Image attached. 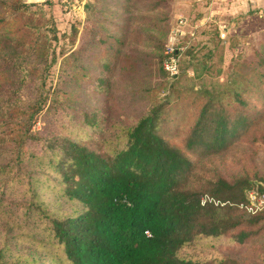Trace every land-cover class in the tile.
Instances as JSON below:
<instances>
[{
	"label": "trees",
	"instance_id": "trees-1",
	"mask_svg": "<svg viewBox=\"0 0 264 264\" xmlns=\"http://www.w3.org/2000/svg\"><path fill=\"white\" fill-rule=\"evenodd\" d=\"M168 1L91 2L51 104L55 31L0 0V264H261L264 210L240 205L251 180L264 191V43L225 86H183L163 64ZM186 54L203 77L212 52ZM244 143L237 167L215 160Z\"/></svg>",
	"mask_w": 264,
	"mask_h": 264
},
{
	"label": "rangeland",
	"instance_id": "rangeland-1",
	"mask_svg": "<svg viewBox=\"0 0 264 264\" xmlns=\"http://www.w3.org/2000/svg\"><path fill=\"white\" fill-rule=\"evenodd\" d=\"M93 1L46 0L42 4L27 3V0H24L26 4H34L30 10L36 14L37 18L41 16L42 22L46 27L53 28L57 37L52 42V47L55 50V55L59 57V61L51 68L45 88L46 91L50 90L49 103L51 104L55 102L53 99L54 91L61 73L60 62L62 58L76 51L81 42L90 36L94 27L93 10L90 9L91 7L87 8ZM166 11L170 15V20L168 22L169 33L163 46V64L166 59L176 57L177 52H180L176 58L179 63V79L183 86L194 85L195 89H199L201 86H206L209 89H213L215 86H225L234 71L232 62L240 60L241 56L242 60H250L256 57L259 48L264 43V36L262 35L264 31V7L262 8L259 3L250 0L244 2L237 0H169ZM75 29L77 36L75 42L72 43L71 37ZM155 33L157 32L155 31ZM187 50H192L198 59H203V56L209 51L212 52V57L205 60L210 68L203 77L196 79L193 66H183V61L187 60L188 62L190 59V56L186 54ZM61 51H64L63 55H61ZM181 68L185 69V73L182 72ZM162 95H165V92ZM62 96L61 99L59 97L61 102L63 101ZM60 114V112L53 113L48 116L49 120L55 122L60 119ZM45 124L41 115L40 119L32 125L31 131H39L44 128ZM247 149V143L236 145L225 153L214 156V158L221 164L225 163L230 167L234 165L233 168H235L238 165L235 164L234 160H239L243 155L242 152ZM263 158L264 151L260 150L256 155V160L264 164ZM259 182V180H251L250 186L257 188L256 185ZM223 252L232 257L245 256L244 251L234 248L225 249ZM260 256L259 260L261 264H264V255Z\"/></svg>",
	"mask_w": 264,
	"mask_h": 264
},
{
	"label": "built area",
	"instance_id": "built-area-1",
	"mask_svg": "<svg viewBox=\"0 0 264 264\" xmlns=\"http://www.w3.org/2000/svg\"><path fill=\"white\" fill-rule=\"evenodd\" d=\"M44 3L46 0H27V3ZM165 70L169 72L171 76H176L179 73L178 61L173 57H170L164 63ZM206 201H212L210 198L205 197L203 203ZM248 204L240 205L241 209H245L251 214H255L264 210V191L260 192L257 188H254L248 192ZM148 234V232H146Z\"/></svg>",
	"mask_w": 264,
	"mask_h": 264
},
{
	"label": "crops",
	"instance_id": "crops-1",
	"mask_svg": "<svg viewBox=\"0 0 264 264\" xmlns=\"http://www.w3.org/2000/svg\"><path fill=\"white\" fill-rule=\"evenodd\" d=\"M237 1L244 2L245 0H237ZM250 1H252V2H256V3H259V4L262 6V8L264 7V6H263L264 0H250ZM258 9H260V8L258 7ZM261 10H262V9H261Z\"/></svg>",
	"mask_w": 264,
	"mask_h": 264
}]
</instances>
